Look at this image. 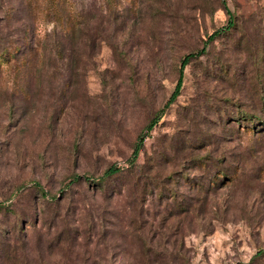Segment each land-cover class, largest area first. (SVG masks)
<instances>
[{
    "label": "rangeland",
    "instance_id": "rangeland-1",
    "mask_svg": "<svg viewBox=\"0 0 264 264\" xmlns=\"http://www.w3.org/2000/svg\"><path fill=\"white\" fill-rule=\"evenodd\" d=\"M61 1L83 15L86 71L75 47L55 57L52 0H0V36L25 19L34 47L27 98L10 94L17 68L0 70V264H263L264 0ZM208 152L237 178L179 208ZM50 208L68 220L44 222Z\"/></svg>",
    "mask_w": 264,
    "mask_h": 264
},
{
    "label": "trees",
    "instance_id": "trees-1",
    "mask_svg": "<svg viewBox=\"0 0 264 264\" xmlns=\"http://www.w3.org/2000/svg\"><path fill=\"white\" fill-rule=\"evenodd\" d=\"M28 5V4H27ZM12 7H9L11 9ZM51 8H53L54 15L56 17V20H58L57 27L51 32L53 40H54V49H55V57H58L60 59L63 58V54L68 55L69 53H72L73 47L77 49V68L79 67L82 71H86L88 67V62H91L90 60L94 57V54H85V47H86V40H85V29H86V24L83 18V15L80 13H77L74 11L72 7H68L64 1L61 0H52ZM8 9V16L6 15V18L9 17L10 10ZM228 12V11H227ZM228 14V13H227ZM5 26H12V17L8 18L7 21L4 20ZM19 25L16 26L18 31L15 33L16 38L11 39L10 37L8 38H3L0 36V70L3 67V64H7L9 66V69L12 73L13 70L17 68L18 70V76H14L15 78H18V82L22 80L20 83H17L16 87L12 89L10 94L12 96H18L21 97L22 99L27 98L30 95V83L33 80V71L29 70L31 67L30 65V58H32L31 55L32 51L34 49L33 44H32V37L30 35V31L28 27V23L25 21V19H20V21L17 22ZM229 24L232 23L230 20L228 22ZM229 26V25H228ZM219 34V31H214L208 36L207 41H213L216 40ZM10 36V35H8ZM75 43V44H74ZM74 44V45H73ZM73 45V46H71ZM71 46V47H70ZM115 49V47H113ZM70 51L68 54L65 53V51ZM205 48L192 53L188 54L184 59L181 61V66H180V77L179 80L176 84V87L170 97V101L174 100L180 92V87H181V72L183 70V67L188 64L190 58L192 56H200L204 52ZM115 51L118 53V55L122 56L125 58L126 53L124 51H118V48L115 49ZM65 58V56H64ZM43 64V62H42ZM69 67V66H68ZM75 69V65H74ZM81 70L77 71L76 73L70 72V74L67 76H63V82L64 86L71 84L72 82L82 80V75L80 74H85V72H80ZM79 72V73H78ZM79 74V75H78ZM25 84V85H24ZM8 94V91L5 89L2 92H0V96L5 97V95ZM263 110H264V105H263ZM242 119L247 120L249 123L253 122L254 117L252 118L251 116L242 117ZM255 121L258 123V126L254 129L253 125L246 126V128H252L253 126V131L258 132V134H264V115L262 116H256ZM153 124V121L148 125V128H151ZM140 143L143 142V139H140ZM139 143V144H140ZM136 146V145H135ZM139 151V147L136 146L133 150V156L129 159V166L126 169L127 173H131L135 171L136 164L135 158L136 155ZM196 156V165H200L201 167H204V169L197 173V174H192L191 176L187 175V178L190 181H194L197 187V192H195V197L193 200H188L186 202L187 206L183 207V202L181 201L179 204V208H191L192 204H197V208H206L207 200L210 198V193L213 189H216L220 186H222L223 183H230L233 182L237 176H238V170L234 164H224V159L222 156H217L213 155L212 153H207V154H197ZM151 166V165H150ZM153 167V165H152ZM151 167V168H152ZM149 168V169H151ZM125 168H121L120 166H110L108 169L105 171L104 177H111L115 176L118 174L121 175ZM148 168L145 167V170ZM75 178L78 179L77 176H74ZM73 177V178H74ZM99 185V188L103 187L102 182H97ZM22 182L19 184H16L15 187L12 190H17L22 187ZM53 209L52 213L47 217H44V222H52V223H58L61 220H68L69 215L71 211L67 209L66 212H62L60 208H50ZM10 210V209H9ZM75 211V210H74ZM74 211L72 214H74ZM38 213L35 210V215ZM66 215H68V218H64ZM39 219V216H37ZM75 219V218H73ZM7 236V235H6ZM257 253L252 256L249 260L247 261H238L237 263H232V264H261L259 260L261 258H257ZM264 264V263H263Z\"/></svg>",
    "mask_w": 264,
    "mask_h": 264
}]
</instances>
